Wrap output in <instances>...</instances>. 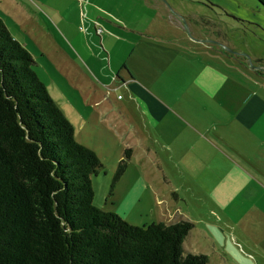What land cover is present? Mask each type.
Masks as SVG:
<instances>
[{"label": "rangeland", "instance_id": "374dc122", "mask_svg": "<svg viewBox=\"0 0 264 264\" xmlns=\"http://www.w3.org/2000/svg\"><path fill=\"white\" fill-rule=\"evenodd\" d=\"M29 1L35 4L45 21L42 25L45 33L25 28L32 40L19 34L15 27L10 30L16 39L28 44L27 49L34 56L41 80L73 120L71 109L80 108L79 105L83 107L84 101L92 95V86H63V81L39 49L56 62V39H62L63 47L82 61L77 50L82 44L78 39L71 40L70 32L74 31L71 23L75 21L77 11L82 12V6L86 11V1L80 0L77 10L68 8L69 1L64 0L60 8L69 10L66 22L57 16L60 13L55 14L48 7L38 5L37 0ZM154 2L164 13L162 19L156 18L158 28L170 37V40H164L165 44L157 45H168L172 53L176 48L170 47L171 44L203 48L197 50L200 53L197 57L190 48L180 54L182 60L171 59L175 70L183 74H176L166 82L167 106L162 103L167 109L157 106L152 113L138 110L133 103L127 108L128 112L122 118L126 126L134 127L135 134L139 135L136 140L138 160L132 164L128 160L119 179H115V175L120 161L115 162V156L121 152L119 141L124 138L121 135L118 139L121 118L114 117V120L118 119L114 130L112 128L114 132L103 141L97 137L94 151L103 166L92 178L94 203L138 226L160 221L167 224L180 220L193 222L195 227L184 248L207 255L209 264H262L264 182L256 175L264 174V165L261 164L264 163V5L258 0ZM134 7L138 9L139 4L135 3ZM99 16L104 17L101 13ZM151 16L144 14L142 20L147 22ZM89 21L86 14L80 26L83 35H86ZM93 22L98 24L95 20ZM99 24L98 32H101L104 27ZM98 32L94 38L89 37V42L84 39L83 44L89 49L101 43L102 33ZM178 38L182 41L177 42ZM168 56V53H162L159 59L167 62L170 60ZM195 61L199 64L195 65ZM193 67L200 70L205 67L203 76L206 78L216 72L217 78L221 79L207 80L205 84L207 88L212 87L213 82L218 84L214 91L218 89L222 100L215 103V113L205 109L212 102L198 95L199 90L193 86L196 75ZM100 83V89L108 92L112 100L119 94L127 96L125 88L109 91L105 83ZM161 119L167 121L165 125Z\"/></svg>", "mask_w": 264, "mask_h": 264}, {"label": "trees", "instance_id": "16d2710c", "mask_svg": "<svg viewBox=\"0 0 264 264\" xmlns=\"http://www.w3.org/2000/svg\"><path fill=\"white\" fill-rule=\"evenodd\" d=\"M35 65L0 16V264H209L184 248L193 222L138 226L95 205L102 161Z\"/></svg>", "mask_w": 264, "mask_h": 264}, {"label": "crops", "instance_id": "0c3cea01", "mask_svg": "<svg viewBox=\"0 0 264 264\" xmlns=\"http://www.w3.org/2000/svg\"><path fill=\"white\" fill-rule=\"evenodd\" d=\"M49 1L37 0V4L42 7H48L55 14L60 13L57 16L63 22H66L69 10L66 11L64 8H60L64 4V0H56L52 4ZM68 1V8L73 7L78 10L80 7L78 2L80 0ZM81 1H86L87 9L85 11L82 6V12L80 10L77 11L75 21L71 23L74 31L70 33L71 40L78 39V42L82 44L81 48H77L82 61L74 58L71 51L63 47L64 42L62 39H56V43L58 44V48H56V62H53L44 51L42 52L40 49L39 51L48 59L59 78L63 81V86L76 87L78 84L81 86H92V95L84 101L83 107L79 105L80 108L76 106L71 109L70 114L73 120L70 119L62 106L57 103L71 121L77 140L87 145V147L96 150L97 137L100 136V141H103L114 130L115 124L118 123V119L114 120V117L121 118L122 124L120 125L118 139L121 135L124 138H120L121 142L119 141V146L121 152L115 156V162L121 161L125 156V150L129 148L132 149V155L129 159V163L131 162L132 164L138 155V143L136 140L139 135L138 133L135 134L134 127L128 128L122 118L126 116L128 112L127 108L131 107L133 103L138 110L145 109L152 113H155L157 106H161L162 110L167 109L162 103L165 102V106H167L166 82L176 74H183L181 71L175 70V63L171 59L182 60L180 54L190 51V48H193L197 57L200 54L197 50H202L203 47L194 45L193 47L186 48L179 44H171L170 47L176 48V52L172 53V50H168L169 46L164 45L166 43L164 40H170V37H167L166 32L158 28L156 20L157 17H161L162 19V14L164 15V13L159 11L154 0ZM135 3L139 4L138 9L132 8ZM91 4L93 6L89 7ZM34 5L29 0H0V16L4 18L9 28L15 27L18 33L23 34L22 36L33 40L30 32L26 31L25 28L33 30V32L43 31L45 33V27L42 26L44 20ZM158 12L161 16H159ZM100 13L104 17L99 16ZM148 13L152 14V18H147L148 21L145 22L142 18L144 14L148 15ZM86 14H88L90 21L86 35H83L80 26L84 23ZM93 20L98 22V24L94 25ZM9 23L12 25H9ZM99 23L104 27V30L101 32L99 30L100 34L102 33L101 43L99 44L98 41H95L96 44L98 42V45H94L89 49L88 46L83 44V41L86 39L89 42V37L91 36L94 38L95 33L98 32V27H101ZM65 32L68 31L66 30ZM179 41L182 40L178 38L177 42ZM147 42L151 44H147ZM157 43L164 44L157 45ZM197 43L199 44V42ZM23 44L26 47L28 45L26 43ZM33 45L36 46V43L33 42ZM87 50H91V52ZM162 53H168L170 60L161 62L162 58L159 59V57ZM196 64L199 63L195 61ZM193 69L194 74L197 75L193 77V86L199 90L198 95L204 96L212 102H209L210 105H206L205 109L215 113L213 109V107L217 106L215 103H221L220 101L222 100L221 96H218V89L214 91L218 84L213 82V86L210 88H207L205 84L207 80L221 79L217 78L216 72L214 74L216 77L209 76L206 78L203 76L205 67L201 70L198 67H193ZM172 70L173 72L171 73ZM201 74L200 81L199 76ZM179 77L182 78V76ZM100 82L105 83L108 86L106 87L105 85V87L109 91L127 89V96L119 94L118 98L114 100L110 99L108 92L100 89L99 85L102 84ZM115 82L117 84H114ZM86 90L88 91V87H86ZM229 90H232V88H229ZM223 102L229 104L226 101ZM160 122H164L165 125L167 121L161 119ZM165 129L168 128L165 127ZM261 164L264 165V163ZM256 177L264 182V174L261 176L256 175ZM262 264H264V261Z\"/></svg>", "mask_w": 264, "mask_h": 264}, {"label": "water", "instance_id": "95a60500", "mask_svg": "<svg viewBox=\"0 0 264 264\" xmlns=\"http://www.w3.org/2000/svg\"><path fill=\"white\" fill-rule=\"evenodd\" d=\"M245 56L247 55V54H244Z\"/></svg>", "mask_w": 264, "mask_h": 264}]
</instances>
